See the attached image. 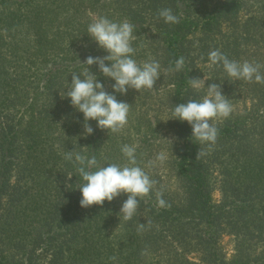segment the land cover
I'll use <instances>...</instances> for the list:
<instances>
[{
  "label": "trees",
  "instance_id": "16d2710c",
  "mask_svg": "<svg viewBox=\"0 0 264 264\" xmlns=\"http://www.w3.org/2000/svg\"><path fill=\"white\" fill-rule=\"evenodd\" d=\"M162 8H171L180 22L158 18ZM90 11H98L96 19L135 26L138 62L147 60L144 39L161 53L155 58L161 65L155 86L162 99L155 116L144 113L140 100L146 89L114 93L115 81L92 65L105 90L131 108L120 133H102L96 126L83 137V114L74 115L66 97L72 80L66 65L79 61L74 70L80 71L88 67L82 64L88 56L100 57L102 48L87 33L95 20L84 17ZM215 49L230 60L264 65V0H0V264H36L37 256H52L54 264H264V84L239 81L256 103L217 124L210 151L192 138L186 121L172 119L175 105L202 99L188 79L201 78L199 65ZM181 56L183 69L166 71ZM31 65L45 71L38 74ZM221 88L235 95L228 83ZM128 94L136 96L133 104ZM164 128L173 134L167 170L178 181L175 190L161 188L170 207L157 206L154 190L130 221L119 216L126 195L102 206H80L83 181L64 159L66 151L94 155L101 165L123 164L121 146L135 145L144 167V160L161 151L157 139ZM199 147L207 154L196 160ZM52 177L57 200L41 199L40 188L51 186ZM218 186L223 201L215 204ZM139 223L145 224L141 232ZM224 235L240 239L231 259L221 249ZM12 247L20 257L10 253Z\"/></svg>",
  "mask_w": 264,
  "mask_h": 264
},
{
  "label": "clouds",
  "instance_id": "9594fccd",
  "mask_svg": "<svg viewBox=\"0 0 264 264\" xmlns=\"http://www.w3.org/2000/svg\"><path fill=\"white\" fill-rule=\"evenodd\" d=\"M157 17L168 24L180 22V17L174 14L171 8L159 9ZM134 27L128 20L115 22L103 16L95 19L87 27L89 36L107 55L88 56L82 63L88 67L80 74L72 73L70 87L66 90V97L70 98L71 105L83 114L85 137L94 132L89 123L93 120L101 130L120 133L128 123L131 108L127 102L119 101L116 95L105 90L104 85L90 71L92 65H97L105 77L115 81L112 85L113 92L120 94H126L129 89L137 92L151 90L161 76V65L155 58L149 57L148 60L141 62L133 58L136 52L133 47V41L136 40V36L133 35ZM106 61L109 63L106 64ZM208 61L210 66H222L228 77L233 80L264 84V73L261 72L264 65L247 60L243 62L230 60L219 49L208 53ZM171 63L166 71L179 72L184 67L185 59L183 56L176 59L174 68L171 67ZM209 79L205 76L188 79L193 89L206 90V94L201 100L189 99L186 103L175 105L172 119L186 121L191 126L192 138L200 145H206L210 151L219 135L216 121L229 118L233 106L230 99L222 93L220 84L211 83L205 87V82ZM121 152L126 159L123 164L101 165L94 155L89 158L75 149L66 151L64 159L75 166L83 181L78 187L81 193L79 201L81 207L102 206L105 201L112 202L121 195H126L127 199L122 203L119 216L122 214L124 221H130L137 214L141 200L152 193L158 181L138 163L135 145L124 144L121 146ZM206 154L205 149L199 147L196 160ZM165 160L166 154L158 153L154 160L148 161L146 167H154L157 162L162 163ZM155 197L159 208L170 207L163 198L162 189L155 191ZM144 228L145 224L139 223L137 231L141 232ZM110 259L115 260L116 257Z\"/></svg>",
  "mask_w": 264,
  "mask_h": 264
},
{
  "label": "rangeland",
  "instance_id": "374dc122",
  "mask_svg": "<svg viewBox=\"0 0 264 264\" xmlns=\"http://www.w3.org/2000/svg\"><path fill=\"white\" fill-rule=\"evenodd\" d=\"M97 14H98V11L96 13L95 12L92 13L90 11V14L84 15V17L88 18V16H90V18H93V20H94V19H96ZM22 32H23V29H22ZM25 40L26 39H24V41ZM143 41L145 43L144 44L145 48L147 49V53H144V55L147 56V60L149 57L157 58V55L161 54L160 52L156 53L155 51H153L150 48L151 45H148L150 42L149 40L144 39ZM25 45H28V43H26ZM98 55H100V57H101V55L105 56V55H107V53L102 49L101 51H98ZM142 61H145V60L143 59ZM21 62H24V66L30 69V67L28 66V63H27L28 59H26L24 56H22ZM77 62H79V61L70 62L66 65V66H69L68 70L70 71L71 74L75 73V72H77V74H80L83 71V69H81L80 71L74 70L75 66H78ZM31 66H32L33 71L38 73V74H42L45 71L43 68L41 70H39L35 65H31ZM199 68H201L200 69L201 78H204V76L207 78H210L209 80H207L205 82V87H207L211 83L220 84L221 87L223 86V84L228 83L229 91L231 90L232 92L235 93V95H232V93H229V94L225 93L224 94L231 101V104L233 106L232 114L237 113L239 111H244L246 108H249V109L253 108V105L256 103V100L253 99V95L246 93V90L243 88L244 85L241 84V82H239L240 80H233L232 78L228 77V75L225 74V71H221L219 68L216 69V66H210L209 61H202V64L199 65ZM25 71H27V70H25ZM241 81H243V80H241ZM156 88H157V86H155L151 90L146 89L145 91H142L143 98H142V100H140V105L144 106L143 108H145L144 113L148 112V114H150L151 116H155V110H157L158 106L160 105L159 101L162 99L161 93L159 94L158 91L156 90ZM129 91L130 90H128V92ZM200 91L202 92V98H203L204 95L206 94V90L202 89ZM222 93H223V91H222ZM126 98L132 104L136 101V99H135L136 96L134 94H128ZM57 110H58V108H56V110H52V111H54L53 117L56 119H57V115H58ZM77 112L78 111L76 110V113L74 115L77 116L78 114H82L80 112H78V114H77ZM58 113H59V110H58ZM73 120H75V119H73ZM223 120H217L216 125L220 122H223ZM55 122H56L55 123L56 126L59 127L61 122H57V121H55ZM90 125L94 129V128H96L97 123H96V121L93 123L90 121ZM51 130L53 131L54 127H52ZM81 131L84 133L83 123H81ZM104 132H106V130H104L102 133H104ZM83 133H82V136L85 137ZM104 135H106V134H104ZM103 137L104 136H102V138ZM172 137H173V134L170 133V131L168 129L164 128L163 131L161 132V134L159 135L158 139H157L158 140L157 143H161V145L159 146L161 151L159 153L163 152L166 154V160L164 162H162V163L157 162L156 165L154 167H151V168L146 167L148 161L154 160L155 156L158 154L157 151H156V154L154 157L150 156L148 159L143 161V166L146 167V170L149 172V174L157 177L158 184L156 185V188L154 189V191L161 189V188H168L169 189V187L174 188V190L177 189V185H178L177 179L174 176H172L171 173H168V170H167V168L169 167L168 166L169 165L168 164L169 153L167 150V144H170V140L172 139ZM136 138H138V135ZM258 165H260V163L257 164L256 166H258ZM52 174H54V173H52ZM53 176L55 177L56 175L54 174ZM214 176L217 177V181H218L219 180L218 174L215 173ZM26 179L29 180V177ZM160 181H161V183H160ZM36 182L37 181H33L31 184H36ZM50 185L51 186H46V187L40 188L41 192H42L41 199L49 198L51 201L57 200L56 199L57 195H58V193L56 191L57 183H56V180H53V177L50 180ZM217 188H218L217 191H215L213 194V202L215 204H220L223 201V196H222V192L220 191L221 190L220 186H218ZM174 192L176 194H179L178 191H174ZM121 205L122 204H118L119 209L121 208ZM87 209H89V208H87ZM42 211H44V208H42ZM40 224H43V223H40ZM36 227H38L36 230L45 231L44 228L40 229L39 225H37V224H36ZM238 239L239 238H237L234 235H231V236L230 235H224L223 236V238L221 240V249L228 259H231L236 254L238 247H239L237 243L240 240V239L239 240ZM245 239L247 242H249V239L247 237H245ZM258 241L255 239L254 242L252 243L254 248H257L256 243L258 245V243H259ZM258 247H259L257 249L258 252H261L262 246H258ZM18 252H19V249H17V248L12 247L10 250V253L12 255L16 256L17 258L20 257V256H18L19 255ZM188 256H190V258L193 259L195 262H197L199 259V257L195 254H193V255L189 254ZM51 260H52V256H37L36 264H54L51 262ZM62 261H64L66 263L67 262L66 257L64 259H61L59 261V263H62Z\"/></svg>",
  "mask_w": 264,
  "mask_h": 264
}]
</instances>
